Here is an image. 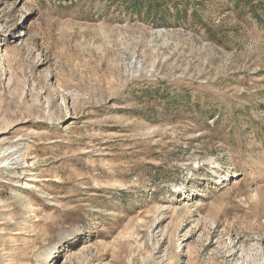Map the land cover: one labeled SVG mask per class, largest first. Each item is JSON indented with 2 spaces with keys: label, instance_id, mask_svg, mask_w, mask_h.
I'll use <instances>...</instances> for the list:
<instances>
[{
  "label": "rangeland",
  "instance_id": "rangeland-1",
  "mask_svg": "<svg viewBox=\"0 0 264 264\" xmlns=\"http://www.w3.org/2000/svg\"><path fill=\"white\" fill-rule=\"evenodd\" d=\"M177 1L0 0V264H264V27Z\"/></svg>",
  "mask_w": 264,
  "mask_h": 264
},
{
  "label": "trees",
  "instance_id": "trees-1",
  "mask_svg": "<svg viewBox=\"0 0 264 264\" xmlns=\"http://www.w3.org/2000/svg\"><path fill=\"white\" fill-rule=\"evenodd\" d=\"M103 1V0H102ZM111 4H120L123 10L135 13L137 17L143 18L145 20H150L153 22H158L159 24H165L170 16H176L178 19L182 18L180 15L184 12V9L180 12L177 0H110ZM264 2V0H236L235 6L245 9L247 12L252 13L254 18H257L258 23L261 28L264 27V21H262L254 12L258 9L259 3ZM175 9L174 13H171L168 9L169 7ZM264 10L263 7L260 8ZM143 13L142 16L140 14ZM158 93V92H156ZM175 99V98H174Z\"/></svg>",
  "mask_w": 264,
  "mask_h": 264
},
{
  "label": "bare ground",
  "instance_id": "bare-ground-1",
  "mask_svg": "<svg viewBox=\"0 0 264 264\" xmlns=\"http://www.w3.org/2000/svg\"><path fill=\"white\" fill-rule=\"evenodd\" d=\"M54 250H56L55 248H52V249H50L49 251H48V254H47V256H49L50 255V257L52 256V254L55 252Z\"/></svg>",
  "mask_w": 264,
  "mask_h": 264
}]
</instances>
